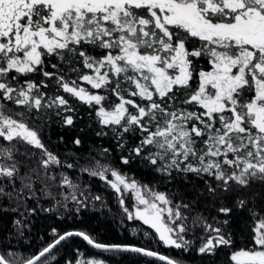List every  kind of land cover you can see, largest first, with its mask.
Wrapping results in <instances>:
<instances>
[{
    "label": "snow or ice",
    "instance_id": "snow-or-ice-1",
    "mask_svg": "<svg viewBox=\"0 0 264 264\" xmlns=\"http://www.w3.org/2000/svg\"><path fill=\"white\" fill-rule=\"evenodd\" d=\"M82 177L177 255L56 228L25 248L40 212L106 206ZM73 238L138 264H264V0H0V264H61Z\"/></svg>",
    "mask_w": 264,
    "mask_h": 264
},
{
    "label": "trees",
    "instance_id": "trees-1",
    "mask_svg": "<svg viewBox=\"0 0 264 264\" xmlns=\"http://www.w3.org/2000/svg\"><path fill=\"white\" fill-rule=\"evenodd\" d=\"M80 115L84 116L83 121H78L80 127H83L85 122L88 121L86 115V110L83 106H80ZM55 127V126H54ZM78 132L76 130H67L66 138L75 135ZM81 136L88 140L89 130L86 129L84 133H79ZM93 139H97L94 138ZM103 146H107V139L100 142ZM100 146V144H98ZM72 146L69 143L68 148ZM62 150L63 146H61ZM128 175L133 176V178L141 181L147 182L152 180V175L148 174L146 170L142 169L136 163L130 166H125L124 169ZM82 180H86L90 185V191L92 195H100L103 198V202L106 206L101 207L100 202H96L95 208L91 205L87 210H84L77 216H70L65 214L63 218H58V214L40 212L31 219L30 231L26 230L27 240L24 243L25 248L31 245V250H36L43 244L47 243L52 239L50 232L52 228H56L58 231L67 230H80L87 231L97 236L98 239L106 243H130L141 247H150L164 255L176 256L177 252L174 249L165 248L163 245L159 244L153 239L145 237L142 231H137L133 234V225L131 222L126 224L120 223V208L117 203L116 197L112 190L105 187L102 181L98 179L82 177ZM153 183H156L153 181ZM175 184V182H174ZM160 190H164V186L160 185ZM172 190H177L182 188V185L175 184V187L169 186ZM55 191V189H53ZM41 206L48 207L49 204L46 200L41 201ZM10 239L15 240V237H10ZM16 247H19L18 245ZM76 250L85 254L89 258H101L109 262V264H138L147 258L137 257L134 255H127V258H122L120 256L113 257L111 253L99 254L96 250H93L86 246L84 243L77 239H71L67 243L59 246V252L57 253V258L60 260L61 264H64L66 259H72L76 255ZM156 264H160L156 262ZM184 264H201V258L195 254H187V258L184 260Z\"/></svg>",
    "mask_w": 264,
    "mask_h": 264
},
{
    "label": "water",
    "instance_id": "water-1",
    "mask_svg": "<svg viewBox=\"0 0 264 264\" xmlns=\"http://www.w3.org/2000/svg\"><path fill=\"white\" fill-rule=\"evenodd\" d=\"M73 239H77V240H79V241H81L82 243H84L86 246H88L87 244H86V242H84V241H82V239H80V238H73ZM89 248H90V246H88ZM94 250V249H93ZM158 262V261H157ZM158 263H160V262H158Z\"/></svg>",
    "mask_w": 264,
    "mask_h": 264
}]
</instances>
